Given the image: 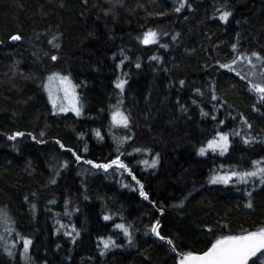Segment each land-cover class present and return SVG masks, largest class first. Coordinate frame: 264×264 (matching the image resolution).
Instances as JSON below:
<instances>
[{
    "label": "trees",
    "instance_id": "1",
    "mask_svg": "<svg viewBox=\"0 0 264 264\" xmlns=\"http://www.w3.org/2000/svg\"><path fill=\"white\" fill-rule=\"evenodd\" d=\"M177 6L0 0V209L14 221L7 237L16 243L18 232L32 241L27 261L18 242L11 256L0 250V264H175L178 253L264 227L258 178L209 183L213 173L252 170L253 160L264 159V102L248 84L261 65L254 57L255 69L237 61L243 80L219 67L240 53L264 56V0H187L180 12ZM223 11L231 13L227 21L219 18ZM149 29L160 34L158 42L144 45L139 37ZM17 34L20 40H10ZM54 71L76 86L80 115L51 110L43 82ZM115 105L129 116L128 127L112 126ZM17 131L25 135L9 140ZM217 131L229 134L228 152L199 155ZM135 148L148 149L149 164H157L144 166ZM117 155L131 175L116 165L93 166ZM157 221L164 240L150 230ZM117 224L130 226L131 240ZM109 236L115 246L105 249L100 238Z\"/></svg>",
    "mask_w": 264,
    "mask_h": 264
},
{
    "label": "snow or ice",
    "instance_id": "2",
    "mask_svg": "<svg viewBox=\"0 0 264 264\" xmlns=\"http://www.w3.org/2000/svg\"><path fill=\"white\" fill-rule=\"evenodd\" d=\"M187 4V0H178V6L174 9L176 12H180L182 8L185 7ZM188 7H191L188 5ZM231 15L228 11H223L220 14V19L222 21H227L228 17ZM160 34L152 29H149L148 31L144 32L142 37H139L140 42L144 45H150L155 44L158 42V36ZM166 35V33H165ZM21 39L20 35H12L10 37V40L12 41H18ZM56 39V37H53V41ZM175 39V37H173ZM53 41H49V43L53 44L54 48H59V44L53 43ZM162 47H167V45H161ZM233 52H236L237 45L233 44L232 46ZM250 57H254L255 60L261 65V70L259 72L253 71L249 73V75L256 77V80L248 79V76L242 75L241 72L236 71L235 68H233V65L237 63V61L245 60L249 65H252L253 69H255L256 65L253 64V61ZM53 61L57 60V56L53 55L51 57ZM152 59H159L158 57H152ZM137 67H140L139 64H137ZM220 68L229 69L230 71H235L237 76H240V78L248 79L249 84V90L256 93L258 100L260 102H264V56H261L258 52H251L250 56L245 53H240L239 55L235 56L234 59L230 63H221L219 65ZM54 80L59 81V86L57 87V92H63L64 98L69 99L71 102V111H74L77 115H80V108L75 105L73 102L75 99L74 95V89L75 85L72 84L71 80L67 76H61L59 73H53L48 77V83L44 85V87L48 90L49 93V99L53 104V107H56V99L53 96V89H52V82ZM259 82H256V81ZM126 81L119 80L116 83V87L123 90L124 84ZM183 81H181V84L183 85ZM200 90L197 89V92ZM213 100H216L217 97L215 95L212 96ZM195 102V101H194ZM119 103H122L119 102ZM61 112H67L69 111L68 107H61L59 109ZM202 115H207V113H203ZM215 119V117H213ZM111 121L112 126H124L128 127L129 124V116L126 115L123 111L120 110L119 107H116V109L111 113ZM244 123H247V121H244ZM220 124H224V121H220ZM251 127V125H249ZM95 134L97 137H101L100 131L97 129L95 130ZM233 135H239L238 132L232 133ZM25 133L23 132H15L8 136L9 140H15L17 137L24 136ZM27 135L32 136L31 133H28ZM40 137H43L45 133L43 131L40 132ZM83 135V134H81ZM217 138H213L207 141V144L205 146H202L198 150V154L203 156L205 155L206 151L209 149L212 151H216L217 149L220 150V155H224L226 152H228L229 149V134L224 133L222 131H217L216 133ZM33 140H36L37 138L35 136H32ZM130 139V137H125L122 140L118 141V148L117 151L119 152V146H121L126 140ZM38 143H44L43 140H38ZM249 141L247 139H244V143H248ZM57 144H60V147L63 149L65 147L64 144H62L59 140L56 141ZM68 151H72V149H68ZM85 151H87V148L85 147ZM136 152L140 151H147V149H134ZM73 155L76 157V160L79 161L81 157L79 155H76L75 152H73ZM88 164H93V161H85ZM157 160L153 159L151 161V164H149V161L143 160L140 161V163H143L147 166L154 167L157 164ZM113 165H116L118 168H123L129 172V175H131V170L127 168V165H125L121 159L120 155H117L115 159H112L109 163L104 164H94L93 166L96 168H103L105 171H107L109 168H111ZM67 166V163L65 162L64 165ZM233 178H235L236 183L240 184H247L249 181L253 178H258L259 182L261 184H264V159L262 160H253L252 161V170H244V171H237L235 167L231 171L225 172V173H215L210 177L209 183L212 184H229ZM133 179H135V176H133ZM55 183V181H53ZM139 184V181H137ZM140 195L144 197V199H148L147 193L143 191V185H140ZM251 193H249V196ZM248 207H252V204L249 203L247 205ZM34 207V206H33ZM105 220L110 219L109 216L104 217ZM0 224H4L5 231L11 234L14 231V228H12L10 225L14 224V221L10 217V215L3 209H0ZM116 228L121 229L126 237L131 240V235L129 232L130 226H125L124 224H117L115 225ZM159 228V222L151 225L150 230L152 233H154L157 237H159L161 240L166 239L165 237L160 235V232L158 231ZM74 231V229H73ZM65 235H71V233H65ZM17 242L23 243V251L21 253V256L27 261L29 259L28 257V251L29 246L32 244V241L27 238L20 235V233H16ZM0 239H4L3 237H0ZM100 243L103 245L105 249L109 247L115 246V242L113 241L112 237L107 238H100ZM167 243L172 245L173 241L169 238L167 239ZM15 245H13L14 247ZM5 251L8 253L9 256L13 255V252L6 246ZM173 251H177L175 246H173ZM259 253V256L257 255ZM252 258H256L253 260ZM252 261V264H257V261H259V264H264V227H260L256 231H245L242 234L239 235H222L221 237L217 238L211 246L204 251L202 254H197L193 251H188L186 253H180L178 256L177 264H249V261Z\"/></svg>",
    "mask_w": 264,
    "mask_h": 264
},
{
    "label": "rangeland",
    "instance_id": "3",
    "mask_svg": "<svg viewBox=\"0 0 264 264\" xmlns=\"http://www.w3.org/2000/svg\"><path fill=\"white\" fill-rule=\"evenodd\" d=\"M53 73H59L61 76H67V77H69L68 75H64V74H62V73H60V72H58V71H54V72H52V73H50L47 77H46V79L44 80V82H43V92H44V95H45V97H46V100H47V102H48V104L50 105V107H51V110L53 111V112H57V113H59V112H61V111H59V109L61 108V107H68L69 108V112H73V113H75L74 111H71V102H70V100L69 99H65L64 98V95H63V92L61 91V92H57L56 91V89H57V87L59 86V81L58 80H54L53 82H52V89H53V96H54V98L56 99V107L54 108L53 107V104H52V102L50 101V99H49V93H48V90L44 87V85L46 84V83H48V77L50 76V75H52ZM70 79V78H69ZM71 80V79H70ZM258 81V80H257ZM72 82V81H71ZM259 82V81H258ZM72 84L74 85V83L72 82ZM74 95H75V99H74V103H75V105L77 106V107H79L80 105H79V98H78V94H77V91H76V87H75V89H74ZM115 107H116V105H115ZM118 107H120L119 105H118ZM68 112V111H67ZM121 127V126H120ZM215 138H217L218 139V137H216L215 136ZM207 144V143H206ZM205 144V145H206ZM204 145V146H205ZM135 149H137V148H135ZM139 149H141V148H139ZM138 153H141L144 157L143 158H141V161H143V160H147V161H149V163H150V160H151V157H149V151H148V149H147V151H140V152H138ZM206 153H217V154H220V150L219 149H217L216 151H212V150H208V151H206ZM205 153V154H206ZM121 159V158H120ZM143 164V163H142ZM144 166H146V167H148L147 165H145V164H143ZM238 171V170H237ZM217 173H221V172H217ZM213 174H215V173H213ZM212 174V175H213ZM212 175H210V177L212 176ZM210 177H209V180H210ZM233 179H235V178H233ZM255 178H253V179H251L250 181H252V180H254ZM11 226V225H10ZM5 225L4 224H0V231L2 232V233H5L4 234V236H5V238L3 239V240H1L0 241V250H3V248L5 249V247L7 246L12 252L14 251V249L16 248V245L15 244H17L18 242H13V241H11V239L9 238V237H7V235L9 234L8 232H6L5 231ZM6 233H7V235H6ZM22 243V242H21ZM13 245H15L14 247H13ZM19 253L21 254L22 253V251H23V243L21 244V247L19 248ZM7 253V252H6ZM28 255V254H27ZM9 257V256H8Z\"/></svg>",
    "mask_w": 264,
    "mask_h": 264
},
{
    "label": "water",
    "instance_id": "4",
    "mask_svg": "<svg viewBox=\"0 0 264 264\" xmlns=\"http://www.w3.org/2000/svg\"><path fill=\"white\" fill-rule=\"evenodd\" d=\"M210 246H211V245H210ZM210 246H209V247H210ZM209 247H208V248H209ZM208 248H207V249H208ZM207 249H206V250H207ZM206 250H204V251H206ZM204 251H200V252H195V251H194V252L197 253V254H202ZM179 254H180V253H178V255H177V259H176V263H175V264H177V260H178V256H179ZM258 254H259V253H258ZM258 254H257V255H258ZM252 259H253V258H252ZM250 261H251V260H250ZM250 261H249V262H250Z\"/></svg>",
    "mask_w": 264,
    "mask_h": 264
}]
</instances>
